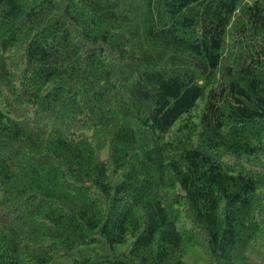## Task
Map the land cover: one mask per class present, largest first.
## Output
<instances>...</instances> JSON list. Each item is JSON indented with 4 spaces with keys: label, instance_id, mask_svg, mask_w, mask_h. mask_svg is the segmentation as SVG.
Returning <instances> with one entry per match:
<instances>
[{
    "label": "trees",
    "instance_id": "obj_1",
    "mask_svg": "<svg viewBox=\"0 0 264 264\" xmlns=\"http://www.w3.org/2000/svg\"><path fill=\"white\" fill-rule=\"evenodd\" d=\"M196 248L264 264V0H0V264Z\"/></svg>",
    "mask_w": 264,
    "mask_h": 264
},
{
    "label": "rangeland",
    "instance_id": "obj_2",
    "mask_svg": "<svg viewBox=\"0 0 264 264\" xmlns=\"http://www.w3.org/2000/svg\"><path fill=\"white\" fill-rule=\"evenodd\" d=\"M130 244V240L123 245H117L114 247V251L115 252H122L124 250H126V248H128V245ZM198 250H200L199 248H196ZM193 250V252L186 257L187 262H189L190 264H210L209 260L206 258V256L202 253V251H198V250ZM93 251H97V252H104L99 246L92 244V245H88V246H82L80 248H78L76 250V252L74 253L75 256L77 255H91L94 254ZM59 262V261H57Z\"/></svg>",
    "mask_w": 264,
    "mask_h": 264
}]
</instances>
